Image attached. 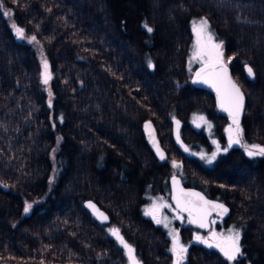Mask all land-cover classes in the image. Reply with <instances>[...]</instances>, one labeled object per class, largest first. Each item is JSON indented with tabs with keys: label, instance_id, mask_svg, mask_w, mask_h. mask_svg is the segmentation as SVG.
Listing matches in <instances>:
<instances>
[{
	"label": "trees",
	"instance_id": "1",
	"mask_svg": "<svg viewBox=\"0 0 264 264\" xmlns=\"http://www.w3.org/2000/svg\"><path fill=\"white\" fill-rule=\"evenodd\" d=\"M0 4V264H128L111 229L141 264H172L170 237L143 214L142 202L150 189L171 197L173 161L181 163L185 184L226 202L224 220L242 226L243 255L236 261L191 242L182 264H264V157L234 148L206 165L190 151L210 144L209 136L188 122L193 112L205 111L216 135L228 122L214 94L192 82L198 65L188 68L192 23L202 16L247 96L245 136L264 146V0ZM13 25L24 29L25 39ZM28 35L44 47L47 84ZM246 63L254 77L245 74ZM176 116L188 152L172 136ZM145 120L155 126L164 159L146 139ZM86 199L109 221H98ZM194 228L181 230L183 240Z\"/></svg>",
	"mask_w": 264,
	"mask_h": 264
},
{
	"label": "snow or ice",
	"instance_id": "2",
	"mask_svg": "<svg viewBox=\"0 0 264 264\" xmlns=\"http://www.w3.org/2000/svg\"><path fill=\"white\" fill-rule=\"evenodd\" d=\"M2 7V4H0ZM15 28V32L17 37H24V29L13 25ZM148 32H152L153 30L144 25ZM193 31L196 33V50L193 53L192 59H199L201 61V68L196 72V80L194 82L203 83L209 85L216 89L217 97L219 101L220 107L227 111L230 118L232 119V125L227 129L229 133L228 138V146L223 149L224 152L228 151V148H231L233 145H240L244 148L245 153L248 157H264V146L261 145H248L241 144L242 137V129L240 127L239 117L240 113L244 107V94L241 91L240 87L232 80L231 76L228 74V68L224 61V53L222 51V45L213 43V37L211 33L208 31V22L206 19H202L199 25L193 26ZM35 40L33 36L31 38ZM149 66L151 67V62H149ZM43 83L47 84L51 79V73L49 72V65L47 60L43 61ZM247 74L249 77L254 76L253 69L251 67L247 68ZM51 95V93H49ZM49 106H51V100H49ZM193 123L196 127H200L202 124H207L210 129L212 125L207 121L206 117L203 115H194ZM179 121H176L177 125V140L179 141ZM233 125L235 127H233ZM145 128L149 130V137L152 140L154 147L156 148L157 153L159 154L161 159H164V153L159 148L158 142L154 137V130L151 128V123L148 122L145 124ZM213 143H217L213 141ZM221 149L217 144V152ZM185 151H188L187 147H185ZM217 152H213L210 157L207 158L208 163H211L215 160ZM203 159L204 157L201 156ZM174 167H179L175 161H173ZM174 184H178V181L173 178ZM181 196L176 197L177 208L181 211L188 212L189 214V222L190 223H198L199 227L205 228L208 227L207 217L211 214L212 211H217L220 215H224L228 212V209L219 203H214L212 201L207 200L200 193H184L182 189H180ZM184 197L195 198V199H184ZM166 205H156L145 211V215H150L155 220L157 224H164V227H168V223L164 220L158 218V213L162 207ZM32 205H26L24 212L27 213ZM89 207L98 213V215L102 219H107L103 215V213H99V210L95 208V205L89 203ZM177 219H182L181 216H177ZM215 223V221H213ZM112 235L116 237V239L128 250L129 259L132 261V264H137L135 257L133 256V249L130 245H128L123 237L119 235L118 229H111ZM172 236V248L170 251L175 255L176 260L175 264H182L185 259V253L187 252V248L180 244L179 235L176 230H173L169 233ZM241 233L239 230L230 231L227 236H224L221 233H216L215 231L210 232L209 236L202 237L197 235L195 240L207 245L209 248L215 247L219 250V252L223 255V257L229 261L234 262L240 256L243 255L241 244Z\"/></svg>",
	"mask_w": 264,
	"mask_h": 264
},
{
	"label": "rangeland",
	"instance_id": "3",
	"mask_svg": "<svg viewBox=\"0 0 264 264\" xmlns=\"http://www.w3.org/2000/svg\"><path fill=\"white\" fill-rule=\"evenodd\" d=\"M4 14L6 16H10L9 11H6ZM202 19H206V18H204L202 16L194 18L193 23H192V29H193L194 24L198 26ZM207 22H208V31L211 33V35L213 37V43L221 44L222 45V51H223V42H221V40H219L216 37V34L214 33V31H213L208 20H207ZM23 39H25V37H23ZM27 39L30 40L29 35L27 36ZM196 40H197V37H196V33L194 32V40H193L191 50H190V54L188 57V68L190 71H193L197 65L201 64V61L199 59H195V60L192 59L193 53L196 50ZM31 42H33V45H34V47H35V49L39 55V61H40V67H41V80L43 81V75H42L44 72L43 61L47 60V58L45 56L44 47L36 39L32 40ZM224 61H226V62L229 61L228 59L225 58V55H224ZM47 62H48V60H47ZM48 65H49V62H48ZM49 72L51 73L50 66H49ZM49 93H51V95L48 96L47 101L49 102V100H51V102H52L54 94L52 93L51 89L49 90ZM194 115H203L204 117H206L207 121L210 122L212 127L209 129L207 124H202L199 128L196 127V125L193 123ZM188 122L191 126H193L196 129L203 130L209 136L210 144L207 143L205 145L198 146L196 148L191 149V151H190V153L192 155L198 157L206 165H213L217 161H219L220 158L224 157L225 155L226 156L230 155L231 151H233L234 148L238 149V150H242V152L246 155L244 148L241 147L240 145H233L231 148H228L227 152L223 151V149L228 146L229 133H228L227 129L229 128L230 125H232L229 123V121L223 126V131H222L221 135L215 134L216 132L214 130V128H215L214 119H212L210 117V115L205 111L200 110V111L193 112L190 115V117L188 118ZM233 127H235V126L233 125ZM240 127L243 130L242 131V137H241V144L260 145L257 142L253 143L250 141V139H247L245 136V133H244V129L242 128L241 125H240ZM213 141H216L217 143H213ZM217 144L219 145V148L221 149L219 152H217ZM213 152H217L216 158L211 163H208L207 158L210 157ZM201 156H203L204 158L202 159ZM253 158H255V157H253ZM176 164H178L179 167H174L175 172L173 171V173L181 175V172H182L181 163L176 162ZM183 176H185L186 180L193 181V179L186 177L187 175L183 174ZM169 193H170V191H169ZM154 203L156 205H166L165 207H162L160 209V211L158 213V218H160L162 220H164L166 218L165 222L168 223V227L167 228L164 227L163 223H161L159 225H161L166 230L167 235L170 237L171 248H172V236L169 235V233L172 232L173 230H176L178 232L179 242H180V244L184 245L186 248L189 246V244L191 242H198L195 240V237L197 235L207 238L209 236L210 232H212V231H215L216 233H221L224 236H227L230 233V231L239 230L241 233V239H240V244H241L242 226H240V224L237 222L235 223L233 221H226V220H224L223 217L218 216V215H212L210 228H208L207 230H203L200 228H194L192 230L191 238L188 241H185V240H183L181 230L185 229V227H187V225L190 224L187 216L184 213H182L181 211H179L173 205L171 197L167 196L163 192H155L153 189L148 190L144 196V200L142 202L143 214H145V211L150 209ZM178 215L181 216L182 219H177L176 217ZM146 216H149L152 218V216H150V215H146ZM213 221H215V223H213ZM198 243H200V242H198ZM241 249H242V247H241ZM126 252H127V256H128V264H132V261L129 259L127 249H126ZM172 255H173L172 264H175L176 257L173 253H172ZM133 256L135 257L137 264H141L140 261L137 259V257L134 255V253H133Z\"/></svg>",
	"mask_w": 264,
	"mask_h": 264
},
{
	"label": "water",
	"instance_id": "4",
	"mask_svg": "<svg viewBox=\"0 0 264 264\" xmlns=\"http://www.w3.org/2000/svg\"><path fill=\"white\" fill-rule=\"evenodd\" d=\"M225 63H226L227 68H228V74L231 76L232 80H233V81H234V82L240 87L241 91H242L243 94H244V107H243V110H242V112L240 113V117H239V122L241 123V120H242V114H243V112L245 111V107H246L245 104H246V98H247V96L245 95V92H244V89H243L242 85L239 84V82L236 80L234 74H232V72H231V68H230V65L227 64L226 61H225ZM201 66H202L201 64L198 65V66L196 67V69L194 70V72H193V74H192V78H191V79H192V82H193L196 86H199V87L205 88V89L211 91V92L214 94V96H215V100H216V104H217V106H218L220 112L223 113V115H225V117L228 118L230 124H232V119L230 118L228 112L225 111V110H223V109L220 107V105H219V101H218V97H217L216 89L213 88V87H210L209 85L203 84V83L194 82V81L196 80V75H195V74H196L197 71L200 70ZM244 67H245V74H247V68H248V67H251V68H252V66H251L249 63H246ZM252 69H253V68H252ZM253 72H254V71H253ZM254 75H255V73H254ZM247 76H248V74H247ZM248 77H249V76H248ZM253 77H254V76H253ZM249 78H251V77H249ZM176 121H179V122H180V124H179V129H178V132H179V141L177 140V125H176ZM148 122L151 123V128L154 130V133H153V134H154L155 140L158 142L159 148L163 151V153H164V157H165V156H166L165 151H164L163 147H162L161 144H160V141H159V138H158V136H157V132H156L155 126H154V124L152 123L151 120H145L144 123H143V130H144V133H145L146 139H147L149 145L151 146V148H152V149L154 150V152L156 153V155L159 156V154H158L157 151H156V148L154 147V145H153V143H152V140H151L150 137H149V130H147V129L145 128V124L148 123ZM182 123H183V122H182V120H181L179 117H175V118H173V120H172V136H173V138H174V141H175L176 145H177L182 151H184V152H188V151H189V145H188V143L183 139L182 134H181ZM185 147H187L188 151H185ZM159 157H160V156H159ZM174 177H175V180L178 181V184H174V182H173V178H174ZM169 184H170L171 200H172L173 205H174L176 208H177L176 197L182 195L181 192H180V189H182L184 193H191V192L200 193V194H202L207 200L212 201V202H214V203L223 204V205L228 209V212H227L226 214H224V215H220L217 211H212L211 214L207 217V224H208V227L201 228V227H199V224H198V223H190V222H189L192 226H194V227H196V228H200V229H203V230H207V229L210 228V226H211V217H212V215H218V216H221V217H226V216H228L229 213H230V207H229V205H228L226 202H224V201H222V200H220V199H217V198H213V197L208 196V195H207L204 191H202L200 188H197V187H195V186H191V185H187V184H185V183L183 182L181 176L178 175V174H173V175L170 176V178H169ZM184 199H195V198L184 197ZM84 203H85L87 209H88V210H89V211L95 216V218H96L98 221H100V222H104V223L109 221V219H110L109 214H108V213H107L102 207H100L96 201H94L93 199H86V200L84 201ZM89 203H91L92 205H95V208L99 210V213H103V215H104L105 217H107V219H102V218L98 215V213H97L96 211H94L92 208L89 207ZM177 209H178L179 211H181L179 208H177ZM181 212L184 213V214L187 216L188 220L190 219V218H189V214H188V212H184V211H181Z\"/></svg>",
	"mask_w": 264,
	"mask_h": 264
}]
</instances>
